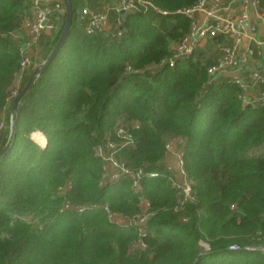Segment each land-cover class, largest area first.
Wrapping results in <instances>:
<instances>
[{
    "label": "trees",
    "instance_id": "1",
    "mask_svg": "<svg viewBox=\"0 0 264 264\" xmlns=\"http://www.w3.org/2000/svg\"><path fill=\"white\" fill-rule=\"evenodd\" d=\"M143 1L152 6L127 12L124 20L109 9L110 29L90 35L79 11L101 10V1L71 0L69 32L22 98L13 142L0 158V264H264V252L243 248L264 244V105L244 106L234 82L210 80L217 52L198 48L173 66L160 64L190 30V19L177 10L196 0ZM28 8V0H0V121L6 124L0 149L19 73L13 33ZM259 9L264 13V0ZM64 22L65 13L57 30L42 34L40 60ZM120 122L133 144L116 159L157 174L142 177L137 192L127 175L100 184L95 147L117 141ZM170 140L182 141L194 196L181 206L164 163ZM142 199L151 213L143 233L110 218L140 213Z\"/></svg>",
    "mask_w": 264,
    "mask_h": 264
},
{
    "label": "built area",
    "instance_id": "2",
    "mask_svg": "<svg viewBox=\"0 0 264 264\" xmlns=\"http://www.w3.org/2000/svg\"><path fill=\"white\" fill-rule=\"evenodd\" d=\"M28 14L21 27L13 33L18 42L19 73L18 82L23 75L30 72L40 60L39 41L43 33H50L58 29L61 17L65 13L62 0H28ZM152 6L150 2L138 0H118L115 11L131 12L139 7ZM109 10V9H108ZM108 10L93 9L83 6L79 11V19L84 23L87 34L94 35L110 29ZM190 19L189 33L181 40L172 43L170 56L160 64L173 66L179 59L192 55L202 42H210L217 49L218 58L207 69L210 80L226 78L240 88V99L252 106L264 105V13L259 9V0H196L189 7L177 10ZM166 13V11H163ZM119 23V22H118ZM118 28L117 35L122 34ZM250 62H255L250 66ZM16 93V92H15ZM12 92V94H15ZM15 96V95H14ZM6 128L3 120L0 121V136ZM117 141L109 138L95 147V154L102 160V178L100 184L118 180L127 175L131 179V188L141 190L142 177H154L157 174L145 173L140 168L129 169L116 159V153L123 147L133 144V137L127 124L120 122L115 131ZM37 141L38 138L34 136ZM40 142V141H39ZM177 140H170L165 144V157L175 152ZM177 167L167 166L174 174L172 185L180 195V206L188 200H193L191 181L188 178L182 161L180 149L176 151ZM66 208L71 207L69 204ZM149 202L141 200V211L131 218L110 214V218L119 224L132 223L139 227L140 234L144 232L147 219L150 216ZM86 206H78L84 210ZM144 247V243H138ZM204 248L208 245L202 243ZM244 249H259L264 252V244L243 246ZM231 250L242 249L237 244L229 246Z\"/></svg>",
    "mask_w": 264,
    "mask_h": 264
},
{
    "label": "water",
    "instance_id": "3",
    "mask_svg": "<svg viewBox=\"0 0 264 264\" xmlns=\"http://www.w3.org/2000/svg\"><path fill=\"white\" fill-rule=\"evenodd\" d=\"M62 3L64 6V11H65V22H64L62 31L58 37V40L56 41L51 51L44 58H42L36 64V66L32 69L27 81L25 82L23 87L15 94V96L13 97L11 101L10 112H9L10 130H9V135H8L6 143L0 149V158H2L6 154V152L8 151V149L10 148L13 142L14 135H15L18 107H19V104L22 98L30 90V88L34 85V83L36 82L40 74L45 70V68L49 65V63L58 53L71 27V24L73 21V9H72L71 0H62ZM120 16L124 20L125 18L124 10L120 11ZM243 104L244 106L246 105V103H243ZM180 142L182 141L180 140Z\"/></svg>",
    "mask_w": 264,
    "mask_h": 264
},
{
    "label": "crops",
    "instance_id": "4",
    "mask_svg": "<svg viewBox=\"0 0 264 264\" xmlns=\"http://www.w3.org/2000/svg\"><path fill=\"white\" fill-rule=\"evenodd\" d=\"M100 1L102 3V9L103 10L112 9L113 7L117 6V4H118V0H100ZM201 48L204 49V50L208 49V48H203V47H201ZM263 54H264V46H263ZM261 60H262V62H264V55H263V57H261ZM253 64H255V62H250V66H252ZM178 143H180V142H178ZM178 143H177V145L174 146V151L175 152L170 153L166 157H164V163L167 166H171L172 168L177 167V161H176V158H175V153H176V151H178L180 149Z\"/></svg>",
    "mask_w": 264,
    "mask_h": 264
},
{
    "label": "rangeland",
    "instance_id": "5",
    "mask_svg": "<svg viewBox=\"0 0 264 264\" xmlns=\"http://www.w3.org/2000/svg\"><path fill=\"white\" fill-rule=\"evenodd\" d=\"M209 43V44H208ZM202 42L201 44H200V46L198 47V48H201V47H203V48H208V50H209V52L211 51V52H217V49H216V47L215 46H213V44H211L210 42ZM208 53V52H207ZM40 61V60H39ZM15 90H13L12 92L13 93H17V89L19 88V82L17 81L16 83H15ZM15 93V94H16ZM15 94H12V96H14ZM40 141V140H39ZM40 144H41V141H40ZM44 144H46L45 142H44Z\"/></svg>",
    "mask_w": 264,
    "mask_h": 264
}]
</instances>
